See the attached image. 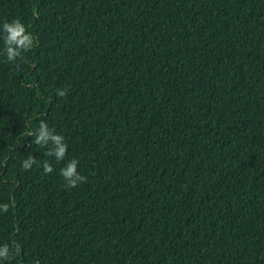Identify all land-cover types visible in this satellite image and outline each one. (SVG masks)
I'll return each instance as SVG.
<instances>
[{
	"label": "trees",
	"instance_id": "trees-1",
	"mask_svg": "<svg viewBox=\"0 0 264 264\" xmlns=\"http://www.w3.org/2000/svg\"><path fill=\"white\" fill-rule=\"evenodd\" d=\"M13 18L37 44L0 57L11 264H264V0H0Z\"/></svg>",
	"mask_w": 264,
	"mask_h": 264
},
{
	"label": "clouds",
	"instance_id": "clouds-1",
	"mask_svg": "<svg viewBox=\"0 0 264 264\" xmlns=\"http://www.w3.org/2000/svg\"><path fill=\"white\" fill-rule=\"evenodd\" d=\"M0 42H2V48H0V57L4 59L6 63H15L17 60L26 61L27 57L25 53L34 49L37 44L36 38L27 30L26 26L19 18H13L10 21L3 22L0 25ZM58 97L64 98L68 95L66 88H60L55 93ZM29 136H34L33 143L46 148L44 155L46 157L54 158L55 162L61 163L65 161L67 156L68 145L65 138L56 133L54 128L49 127L47 122L41 120L37 130L33 133L29 131ZM33 165L37 167L42 166L44 174H51L53 172L52 163L45 159L38 163L37 159L30 153L27 158L21 163V167L24 170H30ZM78 160L71 158L64 163V166L60 168L59 175L62 177L67 187H76L80 183H86L87 177L81 175L78 171ZM9 204L0 203V213L9 212ZM20 246L13 242L12 244L4 243L0 244V262H7L11 264V261L16 257Z\"/></svg>",
	"mask_w": 264,
	"mask_h": 264
}]
</instances>
